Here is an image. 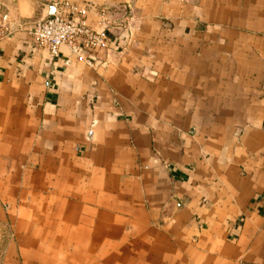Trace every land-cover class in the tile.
I'll use <instances>...</instances> for the list:
<instances>
[{
	"label": "crops",
	"instance_id": "obj_1",
	"mask_svg": "<svg viewBox=\"0 0 264 264\" xmlns=\"http://www.w3.org/2000/svg\"><path fill=\"white\" fill-rule=\"evenodd\" d=\"M64 2L92 65L31 43ZM0 222V264H264V0H0Z\"/></svg>",
	"mask_w": 264,
	"mask_h": 264
},
{
	"label": "built area",
	"instance_id": "obj_2",
	"mask_svg": "<svg viewBox=\"0 0 264 264\" xmlns=\"http://www.w3.org/2000/svg\"><path fill=\"white\" fill-rule=\"evenodd\" d=\"M54 7L51 16L37 21L30 29L32 45L46 50L53 58L58 57L60 48L64 46L77 61L92 65L95 54L108 47L107 33L103 28L90 26L88 8L69 2ZM99 16L104 15L101 12Z\"/></svg>",
	"mask_w": 264,
	"mask_h": 264
},
{
	"label": "rangeland",
	"instance_id": "obj_3",
	"mask_svg": "<svg viewBox=\"0 0 264 264\" xmlns=\"http://www.w3.org/2000/svg\"><path fill=\"white\" fill-rule=\"evenodd\" d=\"M11 224L6 222H0V263L3 259L4 249L7 246V243L10 239L11 234ZM242 264H249V263H242Z\"/></svg>",
	"mask_w": 264,
	"mask_h": 264
}]
</instances>
